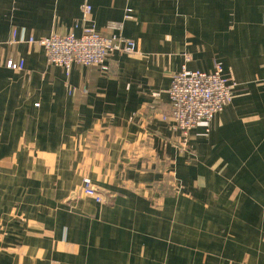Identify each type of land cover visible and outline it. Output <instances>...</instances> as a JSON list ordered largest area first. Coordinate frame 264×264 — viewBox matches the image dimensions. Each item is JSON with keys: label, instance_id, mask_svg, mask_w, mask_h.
<instances>
[{"label": "crops", "instance_id": "obj_1", "mask_svg": "<svg viewBox=\"0 0 264 264\" xmlns=\"http://www.w3.org/2000/svg\"><path fill=\"white\" fill-rule=\"evenodd\" d=\"M85 6L139 53L67 76L27 41ZM217 65L234 99L184 146L173 76ZM0 264H264V0H0Z\"/></svg>", "mask_w": 264, "mask_h": 264}, {"label": "built area", "instance_id": "obj_2", "mask_svg": "<svg viewBox=\"0 0 264 264\" xmlns=\"http://www.w3.org/2000/svg\"><path fill=\"white\" fill-rule=\"evenodd\" d=\"M91 12L90 6L83 8L82 21L85 26L79 37L71 33L66 36L55 35L40 41L31 38L27 43L42 46L46 51L48 65L64 69L67 76L74 65L95 67L108 72L110 70L108 60L115 53L123 55L139 53V44L122 36V23L110 24L109 28L115 33L113 32L110 37H104L95 30ZM6 66L9 70L20 72L25 69V62L10 60ZM236 87L237 84L224 75L221 65H217L211 73L190 71L184 66L173 76L169 91L170 119L174 130L181 133L184 146H187L193 129L202 123L210 124L232 103ZM82 192L98 204H106L108 201L90 179L84 180Z\"/></svg>", "mask_w": 264, "mask_h": 264}, {"label": "rangeland", "instance_id": "obj_3", "mask_svg": "<svg viewBox=\"0 0 264 264\" xmlns=\"http://www.w3.org/2000/svg\"><path fill=\"white\" fill-rule=\"evenodd\" d=\"M85 179H90V180H92L90 177L85 176V177L83 178V182H84ZM92 182H93V181H92ZM93 184H94V183H93ZM94 186H95V185H94ZM82 187H83V183H82ZM82 187H81V189L79 190V192L73 194V197H74V198H77V197H80V196H83V195H84L83 192H82ZM95 188H97V187L95 186ZM176 191H178V189H176L175 192H176ZM84 196H85V195H84ZM85 197H86V196H85ZM88 198H89V197H88ZM110 201H111V200H108L107 203L109 204ZM107 203H106V204H107Z\"/></svg>", "mask_w": 264, "mask_h": 264}]
</instances>
